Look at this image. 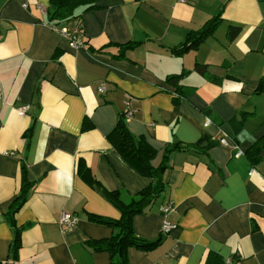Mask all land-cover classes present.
Wrapping results in <instances>:
<instances>
[{
  "label": "crops",
  "instance_id": "obj_1",
  "mask_svg": "<svg viewBox=\"0 0 264 264\" xmlns=\"http://www.w3.org/2000/svg\"><path fill=\"white\" fill-rule=\"evenodd\" d=\"M49 9L0 0V264H111L90 245L115 233L94 219H121L103 191L128 202L152 183L109 139L128 103L165 184L134 232L152 242L175 226L129 264H264V0H98L68 21ZM221 11L198 49L174 51ZM75 28L83 46L62 34Z\"/></svg>",
  "mask_w": 264,
  "mask_h": 264
},
{
  "label": "trees",
  "instance_id": "obj_2",
  "mask_svg": "<svg viewBox=\"0 0 264 264\" xmlns=\"http://www.w3.org/2000/svg\"><path fill=\"white\" fill-rule=\"evenodd\" d=\"M97 1L98 0H50V9L48 10L49 20L68 21L80 17L82 13L95 8L97 6ZM221 19L222 11L218 16L209 20L201 30L191 32L183 45L174 51L183 53L198 49L209 35H213ZM237 32L238 29L231 27L229 35L232 38ZM197 67L201 72L206 70L204 66L198 65ZM169 80L174 84L178 83V77H169ZM176 94L177 98L182 97L180 92ZM124 115V112H122L116 129L109 136L110 142L127 162L133 165L141 175L150 178L152 183L149 188L132 197L128 202L123 199L120 192L108 191L106 189L103 191L107 200L120 210L121 219L118 221L101 218L94 219V221L98 223L111 226L115 230V233L110 240L97 241L90 245L95 250H106L111 252L114 258L111 264H129L127 259L129 248L134 247L149 251L159 246L165 238L161 235L156 241L148 242L137 237L134 232L133 218L135 215L145 212L151 204L164 193L165 184L161 169H156L151 164V160L155 157L156 151L143 141L139 143L134 141L132 134L127 128ZM178 148L180 147L178 146ZM90 180L94 182L91 176ZM26 198L27 194L23 188V193L20 197L21 201L19 203L20 206L24 204ZM16 234V242H19V231Z\"/></svg>",
  "mask_w": 264,
  "mask_h": 264
},
{
  "label": "built area",
  "instance_id": "obj_3",
  "mask_svg": "<svg viewBox=\"0 0 264 264\" xmlns=\"http://www.w3.org/2000/svg\"><path fill=\"white\" fill-rule=\"evenodd\" d=\"M180 2L184 3L186 2V0H179ZM24 7H27V5H25ZM39 9H43L42 6H38ZM62 34L64 37L68 38L71 43L73 44L74 47H79V46H83L84 43L82 41V34L78 29H64L62 30ZM99 93L103 94L106 91V84H101L98 88ZM0 92H1V88H0ZM26 107L19 109L21 114H24L26 111ZM133 109L129 107V103L127 106V109L124 112V116L126 121L131 119L133 117ZM223 143H227L225 140H222ZM174 211V208L172 206L171 203L166 204L165 206L162 207L161 212L164 216H169V214H171ZM78 218L70 213L67 212H63L61 219H60V226L63 227L64 229H72L75 226H77L78 224ZM175 229V226L173 224H171L169 221H165L164 225L162 227V235L163 236H168L172 233V231ZM225 264H232L231 261L227 260L225 261Z\"/></svg>",
  "mask_w": 264,
  "mask_h": 264
}]
</instances>
